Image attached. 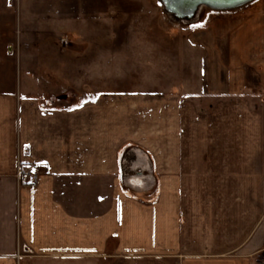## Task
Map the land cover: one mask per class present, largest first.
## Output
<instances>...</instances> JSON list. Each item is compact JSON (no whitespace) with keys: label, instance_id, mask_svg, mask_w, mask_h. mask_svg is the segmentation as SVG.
I'll use <instances>...</instances> for the list:
<instances>
[{"label":"crops","instance_id":"0c3cea01","mask_svg":"<svg viewBox=\"0 0 264 264\" xmlns=\"http://www.w3.org/2000/svg\"><path fill=\"white\" fill-rule=\"evenodd\" d=\"M26 20L0 0V264H258L264 11L227 66L201 61L199 93L105 90L66 108Z\"/></svg>","mask_w":264,"mask_h":264},{"label":"rangeland","instance_id":"374dc122","mask_svg":"<svg viewBox=\"0 0 264 264\" xmlns=\"http://www.w3.org/2000/svg\"><path fill=\"white\" fill-rule=\"evenodd\" d=\"M256 10L264 11V0L228 11L201 7L191 18L175 17L161 0H21L31 60L57 76L58 83L46 84L48 96L61 92L64 108L105 90L199 93L209 71L201 61L227 66L232 35ZM75 183L86 191V181ZM258 261L264 264V256Z\"/></svg>","mask_w":264,"mask_h":264},{"label":"water","instance_id":"95a60500","mask_svg":"<svg viewBox=\"0 0 264 264\" xmlns=\"http://www.w3.org/2000/svg\"><path fill=\"white\" fill-rule=\"evenodd\" d=\"M254 0H161L164 9L177 18H191L198 8L228 11L241 8Z\"/></svg>","mask_w":264,"mask_h":264},{"label":"built area","instance_id":"2783aa9c","mask_svg":"<svg viewBox=\"0 0 264 264\" xmlns=\"http://www.w3.org/2000/svg\"><path fill=\"white\" fill-rule=\"evenodd\" d=\"M38 167L37 165L35 164H32V165H29V167L27 168H24V169H18V173H17V176H20V175H28L29 173L30 174H36L37 173V170Z\"/></svg>","mask_w":264,"mask_h":264}]
</instances>
